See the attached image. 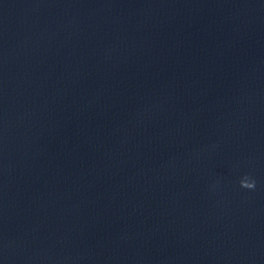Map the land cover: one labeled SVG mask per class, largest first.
Returning a JSON list of instances; mask_svg holds the SVG:
<instances>
[{"label": "water", "instance_id": "obj_1", "mask_svg": "<svg viewBox=\"0 0 264 264\" xmlns=\"http://www.w3.org/2000/svg\"><path fill=\"white\" fill-rule=\"evenodd\" d=\"M0 264H264V0H0Z\"/></svg>", "mask_w": 264, "mask_h": 264}, {"label": "clouds", "instance_id": "obj_2", "mask_svg": "<svg viewBox=\"0 0 264 264\" xmlns=\"http://www.w3.org/2000/svg\"><path fill=\"white\" fill-rule=\"evenodd\" d=\"M241 186L242 187H246V188H249V189H251V188H253L254 187V183H251V182H246V181H241Z\"/></svg>", "mask_w": 264, "mask_h": 264}]
</instances>
